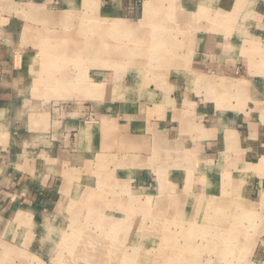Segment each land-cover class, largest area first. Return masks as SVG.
Listing matches in <instances>:
<instances>
[{
	"label": "crops",
	"instance_id": "1",
	"mask_svg": "<svg viewBox=\"0 0 264 264\" xmlns=\"http://www.w3.org/2000/svg\"><path fill=\"white\" fill-rule=\"evenodd\" d=\"M213 161L264 259V0H0V242L99 168L190 208Z\"/></svg>",
	"mask_w": 264,
	"mask_h": 264
},
{
	"label": "rangeland",
	"instance_id": "2",
	"mask_svg": "<svg viewBox=\"0 0 264 264\" xmlns=\"http://www.w3.org/2000/svg\"><path fill=\"white\" fill-rule=\"evenodd\" d=\"M216 165L201 170L203 185L190 208L166 167L140 185L99 168L93 187L80 186L75 197L62 194L42 223H13L0 242V264H264L251 257L256 241L250 238L260 219L247 210L217 207L222 193ZM160 182L166 191L158 195Z\"/></svg>",
	"mask_w": 264,
	"mask_h": 264
}]
</instances>
